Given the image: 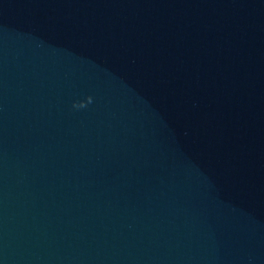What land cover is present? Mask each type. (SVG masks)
<instances>
[{"label": "water", "instance_id": "water-1", "mask_svg": "<svg viewBox=\"0 0 264 264\" xmlns=\"http://www.w3.org/2000/svg\"><path fill=\"white\" fill-rule=\"evenodd\" d=\"M0 264H264V0H0Z\"/></svg>", "mask_w": 264, "mask_h": 264}, {"label": "clouds", "instance_id": "clouds-1", "mask_svg": "<svg viewBox=\"0 0 264 264\" xmlns=\"http://www.w3.org/2000/svg\"><path fill=\"white\" fill-rule=\"evenodd\" d=\"M91 100H92V98H91V97H88V103H91ZM73 107L79 109V108L86 107V104L81 103V102H79V103H74V104H73Z\"/></svg>", "mask_w": 264, "mask_h": 264}]
</instances>
